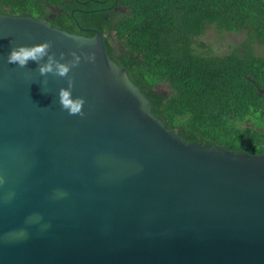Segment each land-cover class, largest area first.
Masks as SVG:
<instances>
[{"label":"water","instance_id":"95a60500","mask_svg":"<svg viewBox=\"0 0 264 264\" xmlns=\"http://www.w3.org/2000/svg\"><path fill=\"white\" fill-rule=\"evenodd\" d=\"M88 30L0 13V264H264V154L168 129ZM44 42L65 76L7 62Z\"/></svg>","mask_w":264,"mask_h":264},{"label":"trees","instance_id":"16d2710c","mask_svg":"<svg viewBox=\"0 0 264 264\" xmlns=\"http://www.w3.org/2000/svg\"><path fill=\"white\" fill-rule=\"evenodd\" d=\"M0 13L100 31L168 129L264 154V0H0ZM210 29L241 39L215 53L202 40Z\"/></svg>","mask_w":264,"mask_h":264},{"label":"clouds","instance_id":"9594fccd","mask_svg":"<svg viewBox=\"0 0 264 264\" xmlns=\"http://www.w3.org/2000/svg\"><path fill=\"white\" fill-rule=\"evenodd\" d=\"M49 45L47 42L41 43L36 46H17L14 48H11L9 50L8 56H7V62L10 64H14L19 68L25 67L27 63L31 60L33 62H37L38 64V71L43 74L45 72H55L58 76H65L69 72V65H66L64 63H61L60 61L55 60V58L48 52ZM74 55V59L72 61V65L74 66L76 63L79 62V57ZM47 56L48 60L47 62L43 64H39V60ZM55 66V67H53ZM71 89L70 85L66 88H60L58 90V102L61 104V106L65 109H67L71 114H80L83 115V112H81L80 106L83 103V101H73L70 96ZM26 233L24 232H16V233H10L4 237H0V239H10V238H19L21 236H25Z\"/></svg>","mask_w":264,"mask_h":264},{"label":"rangeland","instance_id":"374dc122","mask_svg":"<svg viewBox=\"0 0 264 264\" xmlns=\"http://www.w3.org/2000/svg\"><path fill=\"white\" fill-rule=\"evenodd\" d=\"M240 39L241 36L239 35H233L230 33L221 35L213 29L208 30L204 35V37L202 38V40L206 43V45H209L212 52L215 53H221L223 51H226L229 42H238ZM261 51L263 52L264 50ZM158 88L164 91L168 90L167 85L164 84L159 85ZM244 123L248 125H253V122L250 119L249 120L247 119ZM257 126H262V125L257 124Z\"/></svg>","mask_w":264,"mask_h":264}]
</instances>
